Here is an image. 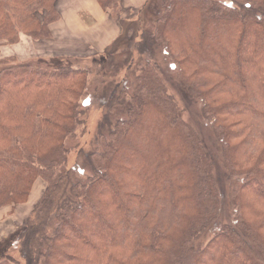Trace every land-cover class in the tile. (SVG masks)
<instances>
[{
	"label": "trees",
	"instance_id": "obj_1",
	"mask_svg": "<svg viewBox=\"0 0 264 264\" xmlns=\"http://www.w3.org/2000/svg\"><path fill=\"white\" fill-rule=\"evenodd\" d=\"M56 1L0 0V40L48 37ZM96 1L113 18L123 8ZM163 1L151 19L120 26L100 57L110 79L94 89L103 114L91 147L78 149L83 178L68 167V141L85 133L88 69L0 62V208L45 183L23 226L0 240V264H264V0ZM161 46L175 77L157 69ZM122 47L141 52L136 69L113 59ZM170 81L199 102L223 150L232 218L206 241L220 209L214 161ZM8 241L18 258L5 255Z\"/></svg>",
	"mask_w": 264,
	"mask_h": 264
},
{
	"label": "rangeland",
	"instance_id": "obj_2",
	"mask_svg": "<svg viewBox=\"0 0 264 264\" xmlns=\"http://www.w3.org/2000/svg\"><path fill=\"white\" fill-rule=\"evenodd\" d=\"M227 1L232 3L230 0ZM56 2L58 4V11H61V16H59L57 20L49 25V36L46 38L42 37L39 39H34L31 36L20 32L17 39L13 42L0 40V62L8 65L25 62H40L44 65L50 63H72L81 67H86L88 69L89 74L87 97L82 102L83 106L85 107V133L78 137L75 141H68L70 145H77L71 150L68 162V167L72 169L73 178L77 179L83 178L82 176H85L89 173V169L84 161V158L78 155V149L83 148L87 150V148L91 147L94 136L98 130V122L101 119L103 112L102 108L98 107V104L96 103L94 89L98 86V83L102 77L106 78V81L107 79H110L108 76H101V70L104 66L109 69V64L107 65V63H109L111 59H103L104 61L102 60L100 63V57L103 53L100 54L91 48H88L84 44L85 41H83L90 34L86 26H89L87 24L94 20L92 15L95 16L96 13L91 12L87 5L86 7L83 6V14L80 13L78 15H74L67 4L66 6H61V3L65 2L64 0H57ZM123 2H125V0H123ZM164 2L165 1L162 2V0H147V7L152 9V11L144 9L143 12H138L139 10L132 12L129 11L127 7L120 8V10H118V8L114 9L111 12L113 13L114 18L117 21H120L122 25H111V27L115 29L116 32L120 26L123 28L128 27L127 25H130L131 21H135L137 19L147 20V18H150L151 12H153V10L155 11L154 7H156L157 4L159 6H163L165 4ZM135 25H149V27H153L154 24L152 21L148 23L135 22ZM108 27H110V25ZM129 33H131V31ZM120 40H123V38H120ZM125 53H127V55ZM167 54L168 53L164 51V47H158V49L155 51L153 59L158 62L157 69H159V71L165 73L167 76L175 77V73L173 74V72H170L168 69L172 66L170 65L169 59L167 58ZM116 56L118 59L126 57L128 61L133 58L134 60L130 67L132 71L136 69L135 66L137 65V59L140 58L141 52L137 51L135 53L132 47H130V49H125L122 47L118 53L112 56L114 60ZM143 56L145 59L149 60V51H144ZM124 73H126V70L123 69L120 71L117 77L123 76ZM129 77L133 79L132 75ZM169 86L170 91L175 96V99L177 100V103L180 107V112L183 119L189 123L191 128L201 138V142L205 144V148L210 152L214 161L213 171L216 178V184L220 191V209L217 222L211 226L208 233L202 239L203 241H206L221 224L229 221L232 218L231 211L228 207V182L227 178L223 177L222 174L225 163L223 159V150L219 152V154L214 150L213 142L216 140H213V131L211 130V127L206 119L201 114L199 102L194 99H190L185 91H176L173 82L170 81ZM255 188L259 189L256 186ZM44 189V181L41 178H37L34 185L32 186L27 201L14 207L6 206L4 208H0V240L8 237V235H10L16 229H19L23 226L25 219L28 218L29 213H31L33 209V205L41 197ZM9 243L10 242L8 241L4 246L5 249H7V251H5V255L18 258L19 255L17 245L10 246ZM215 248L216 246H213V251ZM206 252L208 253L210 251L208 250ZM206 252H203V258Z\"/></svg>",
	"mask_w": 264,
	"mask_h": 264
},
{
	"label": "crops",
	"instance_id": "obj_3",
	"mask_svg": "<svg viewBox=\"0 0 264 264\" xmlns=\"http://www.w3.org/2000/svg\"><path fill=\"white\" fill-rule=\"evenodd\" d=\"M61 6H67L70 8L74 15H78L83 12V8L88 5L91 12H95L94 20H92L89 26H86L90 32L89 36L83 41L84 44L94 50L97 53H103L115 40L120 33V28L115 29L111 25H119L118 21L115 20L109 12L103 9L96 0H64ZM145 0H121L123 8L127 7L129 11L134 12L143 6ZM84 6V7H83ZM60 10V9H59ZM61 14V11L59 12ZM83 14V13H82ZM61 16V15H60ZM90 17V16H89ZM90 19V18H89ZM110 25V27H108ZM114 31V32H113Z\"/></svg>",
	"mask_w": 264,
	"mask_h": 264
}]
</instances>
